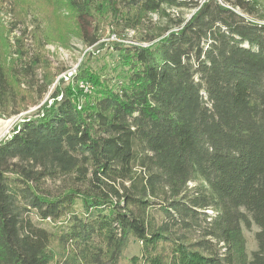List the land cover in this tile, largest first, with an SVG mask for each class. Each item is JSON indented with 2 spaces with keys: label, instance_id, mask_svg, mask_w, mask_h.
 Segmentation results:
<instances>
[{
  "label": "trees",
  "instance_id": "obj_1",
  "mask_svg": "<svg viewBox=\"0 0 264 264\" xmlns=\"http://www.w3.org/2000/svg\"><path fill=\"white\" fill-rule=\"evenodd\" d=\"M64 2L86 46L103 24L142 44L117 45V87L58 92L0 141V264H123L133 238L142 264H264L260 1ZM37 22L12 26L19 67L0 45L1 115L24 109Z\"/></svg>",
  "mask_w": 264,
  "mask_h": 264
},
{
  "label": "rangeland",
  "instance_id": "obj_2",
  "mask_svg": "<svg viewBox=\"0 0 264 264\" xmlns=\"http://www.w3.org/2000/svg\"><path fill=\"white\" fill-rule=\"evenodd\" d=\"M257 18L264 19V0H259ZM186 15L190 10H186ZM31 19L40 21L47 34L46 46H39L36 37L32 46L39 50L40 63L35 67L33 75L23 78L17 84V89L24 99V109L21 113L7 117L0 114V141L23 120L32 116L44 103H50L54 94L61 96V92L70 93L75 89L81 93V104L89 103L104 87H117L124 80V62L116 50L117 45L142 44L139 35L128 31L126 36L111 35L110 27L102 25L101 39L88 47L75 36L76 20L66 6L64 0H0V45L4 51L5 62L10 67H19L12 55V26ZM264 21V20H263ZM37 22V23H38ZM37 32V31H36ZM35 32V33H36ZM14 46V45H13ZM86 78L77 82L75 75ZM70 75V76H69ZM45 89V90H44ZM44 91V92H42ZM257 226L251 230L243 229L247 242V250L251 252L257 248L255 232ZM143 245L137 239H131L125 251L123 264L143 263Z\"/></svg>",
  "mask_w": 264,
  "mask_h": 264
},
{
  "label": "built area",
  "instance_id": "obj_3",
  "mask_svg": "<svg viewBox=\"0 0 264 264\" xmlns=\"http://www.w3.org/2000/svg\"><path fill=\"white\" fill-rule=\"evenodd\" d=\"M70 76V75H69Z\"/></svg>",
  "mask_w": 264,
  "mask_h": 264
}]
</instances>
